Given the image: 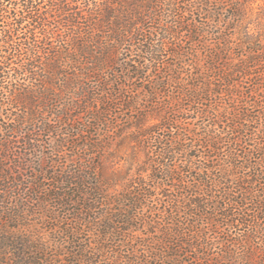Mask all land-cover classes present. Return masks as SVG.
I'll list each match as a JSON object with an SVG mask.
<instances>
[{"label": "trees", "instance_id": "16d2710c", "mask_svg": "<svg viewBox=\"0 0 264 264\" xmlns=\"http://www.w3.org/2000/svg\"><path fill=\"white\" fill-rule=\"evenodd\" d=\"M257 1L0 0V105L21 108L12 122L0 128V264H91L94 259L88 253L103 258L107 241L124 236L132 248L142 246L137 249L140 254L106 256L112 264H264V222L259 221H264V151L256 155L263 164L253 166L249 175L239 171L242 166L249 168L247 164H224L218 172L213 164H200L201 157L219 162L217 150L226 142H246L249 135L251 145L264 149V0ZM207 21L213 23L208 26ZM220 22L227 32L218 31L212 43L201 39ZM150 23H157L159 31H153ZM183 38L195 47H183ZM125 44L133 46L144 62L131 69L125 66L127 78H144L148 63L154 71L168 66L167 78L152 81L143 110H138L139 99L115 89L120 82L109 77L116 74L113 65ZM165 52L177 60L192 56V68L179 75L164 63ZM169 85L176 94H162ZM118 98L126 112L135 111L127 117L130 124L124 128L127 133L121 137L117 156L126 164L102 172L81 166L67 175L53 174L51 187L45 189L47 171L41 163L36 169L31 160L40 147L37 137L55 132L54 150L69 144L87 146L85 142L97 149V143H89L93 139L76 138L93 125H102L105 133L112 130L114 122L107 115ZM226 99L227 106L218 109ZM251 111L257 114L252 116ZM248 114L251 121L260 122L259 127L252 125V134L246 131ZM190 116L202 119L198 126L204 133L185 121ZM79 118L82 122H70ZM166 130L175 136L160 137ZM226 133L232 135L230 139ZM15 135L20 146L13 140ZM150 145L156 146L161 158L152 161L163 166L152 168L148 163L146 169L152 172L147 178L156 180L160 177L153 172H160L179 195L162 214L160 227L146 223L150 233L142 239L145 245L137 236L132 245L129 231L136 230L141 219L137 212L154 205L147 203L151 196L147 188L133 191L131 187L134 170L144 171L138 152L143 150L150 159ZM203 149L211 154L202 155ZM177 153L184 156L181 166L194 172L191 185L175 176L180 168L173 163ZM218 187L222 195L215 207L230 205L233 210L250 204L256 214L242 211L237 218L232 211L214 218L201 213V199L188 204L193 191L209 194ZM53 202L65 212L71 210L69 205L75 206L73 219L65 216L77 221L73 227L56 225ZM96 208L101 210L99 216L93 214ZM174 212L185 217L176 220ZM39 213L52 220L49 235L36 223H23ZM237 222L248 227L240 238L221 229V223L229 227ZM82 226L94 238L77 247Z\"/></svg>", "mask_w": 264, "mask_h": 264}, {"label": "rangeland", "instance_id": "374dc122", "mask_svg": "<svg viewBox=\"0 0 264 264\" xmlns=\"http://www.w3.org/2000/svg\"><path fill=\"white\" fill-rule=\"evenodd\" d=\"M257 2L262 3V1L260 0ZM255 4L257 3H254V6ZM218 7H223V4L218 5ZM192 15H193V18L197 20L195 13H193ZM224 15L225 13L221 14V17H223ZM207 23L209 26L210 23H213V22L210 21L209 23V21H207ZM214 24H216L215 21H214ZM150 26L153 29V31H156V32L159 31V26L157 23H150ZM210 31H211V34L203 35V37L201 38L202 40H205L208 43H212V40H211L212 38L213 40H215V37L218 36V31H220L221 33L227 32L225 30L224 22H220L218 27H213V28L211 27ZM180 44L183 47L187 49H191V50L193 49V47H195V45L192 44V42L188 40V38L187 39L183 38ZM123 48H121V53L117 55L116 57L117 62L113 65V70L116 72V74L111 72L109 74V77L110 79H112V81L117 79L120 82L119 84L120 86L114 85L115 89L124 91L126 96H132L134 99H139L140 106L138 105V110H143V106L146 104L145 99L148 98L147 92H148L149 87L152 85V81H154L156 78L157 79L167 78L168 77L167 74L169 72L167 71L168 66L162 67L161 66L162 64L159 63V66L161 67H159L156 71H154L152 63L151 64L148 63L147 66L144 68V70H146V74H145L146 76L144 78L137 77V78L129 79L127 78V76L130 75V73L127 71V68L125 66L131 69V66L141 65V63L143 64L144 62H142V58L139 56L137 51L134 50L133 46L125 44ZM186 56L187 57H184L182 60H177L174 57L170 56L168 52H165L164 55L162 56V59L164 63H166V65H170L171 70L173 69L174 71L178 72L179 75L183 76L186 74L187 70H190L192 68L190 63H192V61L194 60L192 56H189V55H186ZM244 85L248 86V84H244ZM173 92L175 93V89L169 85L165 88L164 91H162V94H168V93H173ZM162 97H163L162 95L159 96V98H162ZM261 99L264 101V96L261 97ZM217 101H219L218 98L216 99V102ZM116 102L118 103L111 108V111L107 115L108 118L110 120L112 119V121L114 122V128H112V130H109L107 133H105L103 132L104 129H102L103 128L102 125L99 127L96 125H93L90 127V131L83 133L84 135H81L80 137L76 138V139L78 138L82 139L83 137L82 140L93 139V140H90L89 143H97V149H90V146H88L89 144L85 142L87 146L83 145V146L74 148L72 144H69L68 146L63 147V149L54 150L55 145H56L55 139L57 137V134L55 132L54 133L50 132L49 134H44L42 136L40 135L39 137H37V139L39 140L38 143L40 144V147L35 149L36 152H34V154L32 155L31 160H33V166L35 167L36 165V169L40 167L39 165L37 166V164L41 163V166L43 165L42 167H44V169L47 171V177L43 180L45 189L47 187L49 189V186L51 187L52 181H51L50 176H52L53 174L56 175L61 172V174L64 173L67 175V174H70L71 171H73L74 169H78L81 166H91L92 170H94L95 172L96 171L102 172L104 168L107 170H113L115 167H119L120 165L126 164L125 160L119 159L117 158V156L120 155L119 154L120 149L122 150L121 148L122 146H120V141H121V137H123L126 132L124 128L126 127V125L130 124V121H127V117L134 115L135 111L126 112L123 109V106L120 105L119 98L117 99ZM186 102L187 101H185V103ZM220 105L222 106L220 108L218 107V109H222L223 106H227V99H226V102L222 101ZM263 105H264V102H263ZM20 112H21V108L18 107L17 105H12V106L7 105V104L0 105V128L5 127L4 125L12 122L14 114L20 113ZM249 114L252 116H255L257 113L255 111H251L249 112ZM249 114L247 116L249 120L245 121V124L247 125L246 131L248 130L247 131L248 134L249 133L252 134L253 133L252 125L259 127L260 122L259 120L257 122L251 121ZM190 115H195V114L191 113ZM195 117L196 118L194 119L190 116V118L186 119L185 121H187V123H191V126H194L195 128H197L198 132L204 133L203 127L198 126V124H200V120L202 119L199 118V116H195ZM45 118H46V115H45ZM82 120L83 118H79L76 120L71 119L70 122H80V121L82 122ZM203 123L205 124L207 123V121H204ZM207 124L209 125V123ZM3 132H5L4 129H3ZM173 132L171 133L166 130L162 133V135H160V137L164 136L163 137L164 139H168V137L169 138L174 137L175 134H173ZM226 134L227 136H229L226 139H230L231 138L230 136L232 135L230 133H226ZM17 135H18L17 136L18 138L19 134ZM33 135H36V133L34 132ZM15 137L16 135L14 136L13 140H16ZM233 137H235V135H233ZM250 138L251 137L249 135V137L246 138V142H244L243 139H240L238 140L237 144L236 142L234 143V141L226 142L222 148L216 151V153L219 156V162L217 161L207 162L205 157H201V163H200L201 166H206V165L210 166L213 164L215 165L213 171L218 172L220 169L223 168L224 164L230 165V163L232 162L239 164V165L247 164L249 165V168L242 166L243 168L241 167L239 171H242L244 172V174L249 175L250 172L253 171V168H252L253 166L256 167V166H259L258 164H261V165L263 164L262 160H260V157L256 155L264 151V149H257L255 146L251 145L249 141ZM153 139L154 138L152 136L148 137V140L152 144L154 143ZM16 141H17V145L20 146L21 139L16 140ZM259 141L261 142V140ZM101 145H103L102 147L104 148L100 147ZM149 147L150 149L148 150L150 151V155H151V156L149 155L150 159L148 158L147 153H145L143 150H140L138 152L139 153L138 159L140 161L139 163L142 162V166L140 168H142L144 171L141 172L140 170H134L136 178L132 182L133 186L131 187L133 191H139V190L142 191L143 189L147 188L148 191L145 190V192H147L148 195L149 194L151 195L150 197L147 198V203L149 205H152V203H154V205L152 206V209H150L151 207L149 206L137 212L141 219L137 220L136 230L129 231V234L131 235L130 236L131 239H129V241L132 243V245L133 243H137L136 236L138 238V241L142 242V239L144 237L146 238V235L150 233L149 232L150 227L146 223H151V225H154L156 227H160V224L164 223V221L162 220V217H163L162 214L170 210L167 208V207H170L169 203L174 202L175 199L177 200L178 199L177 197L179 195V194L175 195L177 193L176 188L174 186H171V184H168V181H166L165 178H161L162 174L160 172H156V171L153 172V173H157V176L160 177L156 180L147 178V173L152 172L151 168L146 169V167H148L149 165L148 163H151L153 165L152 168L153 167L160 168L163 166L160 163H156L152 161L154 159H156V161L157 160L161 161L160 156L156 154V151H157L156 146L150 145ZM209 153L211 154V152H209L207 149L206 150L203 149V152H201L202 155L203 154L208 155ZM38 155L40 156V158L38 157ZM176 156L177 158L176 160H174L173 163L176 166H180V168L176 169L177 171L175 173V176L176 177L178 176L179 178L182 177V179H184L185 183H188V185L193 184L195 182L192 176L194 172H189L186 170V168L184 169L183 166H181L182 165L181 161H183L184 159V156L182 154L177 153ZM28 164L32 165L29 162L27 163V165ZM218 164L220 165L218 166ZM31 170L32 168L25 172L29 173ZM214 174L216 173L214 172ZM164 183H166V185ZM263 183H264V180H263ZM88 187H89L88 185H85L83 188L89 191ZM221 195H222V190L219 189V187L216 188L214 192L209 193V194L204 193V190L202 189H198L196 191H193L192 194L188 196L191 199L188 202V204L191 202L190 205H192V202L194 200L201 199L202 202L204 203V205L200 209L201 213L207 212L206 215H208L209 217L212 216L214 218L221 217L223 212L231 213L232 211L233 213H235L233 217H237V218L240 216V213L242 211H246V213L251 214V215L256 214L257 211H255V209L253 208L254 206L250 204L245 205L243 209L240 207V208H235L232 210V207L230 205H228L225 208H222L219 204L218 206H216L218 208H216L215 202ZM73 207L75 206L69 205L67 208L71 210H68V212L66 211L67 212L66 214V212L61 207H59V205H57L54 202L51 203V211H53V213L56 214V220L54 222L56 223V225H58V227H64V226L73 227V225L77 223V221L75 220L70 221L71 219H73L71 218ZM36 212H38V210ZM40 213L35 216H30L29 218L27 217L28 220L23 221V223H36L39 225V228L41 231L49 235L48 231H49L50 225H52V222H51L52 220H49L47 218V215L42 217ZM93 214H95L96 216H99L101 214L100 208L94 209ZM65 216H68L70 220H66ZM174 216L176 220H179V219L182 220L185 217V215L182 217V212H179V213L174 212ZM195 217L196 216H193L190 218L191 220H193V218ZM261 220L262 219L259 220L260 223H263L264 221H261ZM198 223H201V222H198ZM221 225H223L221 229L224 232L226 231L232 237H236V238H240L244 233L247 232V228H248L246 227V225L239 224L238 222L237 224H233L229 227H227L226 225L222 223ZM213 235L214 234H211V236ZM50 236H54V235L50 233ZM125 237L126 236H124V238ZM93 238H94L93 232L89 231L87 227L85 226L83 227V230H81V232L78 231L77 233L76 239L78 240V242L76 243V245L77 247L80 246L81 244L88 245V240L90 241L89 243H91ZM124 238L120 237L117 239L108 240L106 244L107 245L106 247H108V250H106V252L103 253V255H105L103 258H101V256L98 255V253H94V254L88 253V255H91L94 259V261H92L91 264H112L111 260L107 259L106 256L123 257V256L130 255L132 251H136L137 253L140 254L141 250H137V249L141 248L142 246L139 245L135 248H132V246H130L129 244L123 241L125 240ZM142 244L145 245V242H142ZM90 247H92V245H90L89 248ZM89 248H88V251H89ZM216 250H218L217 247H216ZM75 264H83V263L77 262Z\"/></svg>", "mask_w": 264, "mask_h": 264}]
</instances>
